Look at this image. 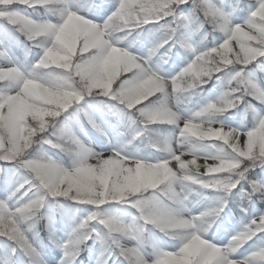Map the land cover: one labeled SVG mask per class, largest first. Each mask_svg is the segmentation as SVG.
<instances>
[{
  "label": "snow or ice",
  "instance_id": "snow-or-ice-1",
  "mask_svg": "<svg viewBox=\"0 0 264 264\" xmlns=\"http://www.w3.org/2000/svg\"><path fill=\"white\" fill-rule=\"evenodd\" d=\"M163 2L113 0V5L109 7L106 6L107 0H99V3L94 0L88 5L79 0H0V20L5 21L0 26V161L13 165L11 187L0 198V264H48L45 246L31 229L36 226L37 209L52 198L56 201L66 198L78 210L82 208L86 213L76 216L64 208L72 222L66 240L56 237L51 226L48 228L49 243L62 253L57 264H84L80 260L84 251H88L94 264H264V243H261L264 241V231L260 229L264 211L253 213L248 222L233 234L250 233V241L258 240V243L243 254L239 250L227 261L219 251L226 244L199 237L196 233L170 247L153 244V250L149 252L136 240L126 236L123 227L114 231L122 219L119 215H113L114 211L135 209L136 218L151 220V217L142 216L143 206H157L164 213L173 196L166 191V186L180 181L192 182L181 175L180 170L185 167L181 151L174 149L166 156L150 160L128 149V144L160 126L156 117L146 109L152 103V100H148L151 96L148 82L161 77L174 84L181 98L186 95L180 85L185 76H191L199 85L196 92L200 95H203L204 86L214 78L223 87L218 97L207 99L183 120L174 119L168 125L171 126L173 144L195 132L207 147L220 146L232 152L233 159L223 163L233 166L229 171L242 170L245 178H251L248 181L251 188L241 190L239 185L236 188L239 189L240 198L247 201L240 208L241 213L249 214L254 198L264 203V199L260 198V192L264 191V179L253 178L255 169H264V86L256 82L248 70L250 65L256 67L258 61L264 58V39L261 38L264 25L253 24L254 31L249 32L247 37L234 30L230 39L242 41L245 51H254L238 65L236 57L231 56L228 59L232 63L221 61L208 72L201 67L202 61L213 55L220 59L219 53L222 46L228 47L224 41L229 37L213 36L210 44H202L191 52L186 65L171 76L163 74L160 66L153 68L149 49L146 55H139L130 50L132 47L121 45L122 50L117 58L123 63L119 72L114 69L107 52L98 59H89L95 56L97 48L104 46L99 39L98 24L112 16L123 17L129 10L152 9ZM177 2L184 12L193 10L203 14L202 32L207 37L211 35L209 25L218 17L224 18L225 23L212 24L211 32L227 31L226 13L235 17L236 13L246 11L245 20L251 22L259 20L258 13L264 10V0H234L227 6L221 0H199L198 5H193L192 0ZM189 4L191 7L186 10L185 6ZM37 9H43V12L37 14ZM100 18L102 22H98ZM159 22L158 18L150 17L146 25ZM21 35L27 43L20 41ZM61 35L62 40H57L56 37ZM178 41L179 37L173 38L164 48H171L172 51L177 47L182 49ZM21 46L25 49L26 57L32 54L33 49L37 50L36 58L30 63L20 61L15 56L13 48ZM236 51L239 53V49ZM53 53L65 59L59 60V64L54 63ZM160 59L162 63H167L169 57L164 55ZM64 64L77 74L82 87L54 88L50 93L43 94L24 88L25 81L35 80L39 72L55 69L64 73L67 70L59 66ZM259 64L264 68V62ZM121 73L130 75L113 88V82ZM137 73L141 75L137 76ZM238 73L248 76L244 87L251 90L249 100L255 115L252 127H220L219 124L201 127L206 118L219 110H233L231 105L220 101L227 93L240 94L231 87ZM97 82L106 86L100 87ZM90 97L105 98L103 103L107 111L89 103ZM144 100H148V103L142 104ZM257 104L262 107L257 108ZM106 115L115 116L118 124L129 131L131 138L127 143L112 144L109 140L106 150L95 151L82 141L80 135L87 137L86 125H90L107 138ZM241 135L244 137L243 143L237 139ZM58 139L75 147V153H69L73 158L69 165L49 154V150L65 153ZM41 145L46 150V158L35 155ZM204 158L217 157L209 154ZM17 176L22 179H16ZM203 187L208 191L214 190L211 186ZM167 223L175 226L182 224L172 218ZM89 241L92 242L91 246Z\"/></svg>",
  "mask_w": 264,
  "mask_h": 264
},
{
  "label": "clouds",
  "instance_id": "clouds-1",
  "mask_svg": "<svg viewBox=\"0 0 264 264\" xmlns=\"http://www.w3.org/2000/svg\"><path fill=\"white\" fill-rule=\"evenodd\" d=\"M91 2H94V0H80V3L85 5ZM221 2L226 6L230 5L227 3V0H221ZM192 3L193 5H198L199 0H192ZM36 12L39 14L40 10L37 9ZM258 15L260 19L257 21L250 22L244 20L236 23L234 16L231 13H226L228 29L227 31L219 30L218 33L221 34L222 38L229 37V39H225L224 41L228 47L222 46V51L219 53L220 59L216 55H213L202 61L201 67L205 72L214 70L221 61L232 63L233 61L228 59L231 56L236 57L235 62L237 65L247 59L254 50L245 51L243 42L231 40L230 36L234 30H239L247 37L249 32L254 31L253 24L264 25V10H261ZM150 17L158 18L161 21L157 23L159 27L155 29L160 35L157 42L149 49L153 58L173 38L179 37L178 42L187 53L193 52L207 39L206 33L203 34L200 40L196 39L202 32V13H196L193 10L184 12L181 10L177 0H164L162 4L155 6V8L129 10L123 17L112 16L102 24H98L97 29L100 32L99 39L104 42V46L97 48L95 56L89 59H98L107 52L109 57L112 58L114 69L119 72L123 63L117 58L118 53L122 50L120 46L124 45L125 41L133 36V33H135V38L128 46L133 47L135 43L139 42L142 32H136L135 29H143L146 26V21ZM223 23H225V19L219 17L212 22V24ZM212 24L209 27H212ZM245 28L247 31H245ZM128 29H133V31H129ZM261 38L264 39V32L261 33ZM56 39L62 40V35L57 36ZM236 49H239V53H237ZM171 53L172 49L169 48L163 55L171 58ZM52 56L53 62L57 64H59V60L65 59V57H57L55 53ZM59 66L64 67L67 71L61 73L55 69H49L39 72L36 74L35 80L25 81L24 88L43 94L50 93L51 89L54 88L82 87L81 80L76 78L77 74L71 71L69 65L64 64ZM256 68L264 72V68L259 63L256 65ZM140 75V73H137V76ZM247 79L248 76L246 74L238 73L237 77L232 81L231 87L233 91H239L240 94L236 96L232 93H227L220 101L222 104L231 105L232 109H240L243 105L240 113V127L238 128H244V122L250 116L255 120V115L251 107L252 102L249 100L251 90L244 87ZM97 83L100 87L106 86L100 82ZM148 83L151 85L150 95L155 96V99L152 100L151 105L146 110L156 117L160 126H168L174 119L176 121L184 119L181 105L186 101H190L191 97L197 95L196 89L199 86L191 76H185L180 81V85L182 92L186 93V95L181 98L177 94V89L174 84H169L164 77H161L157 81H149ZM157 93L159 95H156ZM228 111L227 108L219 110L217 113L206 118L201 123V127H207L213 124H219L220 127L230 126L217 119L218 116L224 115ZM145 139L147 141L146 146L157 149V152L161 156H166L175 149L181 151V155L184 157H190L184 160L185 167L180 171L181 175L187 176L192 180L191 183L180 181L166 186V191L173 194L171 204L166 212L162 213L157 206L145 205L142 209V216L151 217V220H141L133 214L130 221L126 222L124 219H121L120 224L114 228V231H119L120 227H123L126 236L136 240L146 249L152 247L154 244L153 229L158 230L164 237H167L175 243L184 240L193 233H196L199 237H208L209 233L221 220L230 200L235 199L237 196L240 197V193L236 192L237 186L239 185L241 190L245 186L251 188V184L248 182L251 179L250 177L245 178L241 174L242 170L235 172L229 171V168L233 166L223 163L233 159L232 152L220 146H216L215 148L207 147L195 132L192 135L185 136L183 141L176 140L174 145L171 132L162 127H157L150 134L146 135ZM237 139L240 143L244 141L242 135L237 137ZM58 143L63 145L66 154L75 153V147L73 145L67 144L59 139ZM209 154H213L217 158H204ZM35 155L40 158H46L47 153L43 145L36 150ZM201 160L203 163H198ZM215 173L223 174L215 175ZM204 185L211 186L214 189V195L212 197H207L203 194L202 190H205ZM258 191L260 190L258 189ZM193 197H197V199L194 200ZM260 198L264 199V191L260 192ZM246 204L247 201L240 199L238 207L243 208ZM45 208L50 209V212L43 211ZM196 209L200 210L196 211ZM58 211H64L63 204L59 201L49 203L46 200L37 209L35 224L40 220H47V227L49 228L51 226L54 229L56 213ZM169 218L179 220L182 224L180 226L169 225L167 223ZM260 229L264 231V221L261 222ZM251 238L250 233L231 236L226 245L219 250L224 261H227L229 257L243 248ZM261 243H264V241Z\"/></svg>",
  "mask_w": 264,
  "mask_h": 264
},
{
  "label": "trees",
  "instance_id": "trees-1",
  "mask_svg": "<svg viewBox=\"0 0 264 264\" xmlns=\"http://www.w3.org/2000/svg\"><path fill=\"white\" fill-rule=\"evenodd\" d=\"M80 2V0H79ZM97 2L99 3V0H97ZM228 4H232L234 3V0H227ZM113 4V0H107L106 6L112 5ZM110 7V6H109ZM191 7V4L185 6V9L187 10L188 8ZM29 11H32L31 9ZM40 12H43V9H40ZM239 14H241L242 16L246 17L247 16V12L244 11L243 13L238 12ZM5 24V21L0 20V26H3ZM159 25L158 24H149L146 25L143 29H138L136 30V32H142V35L139 38V42L135 43V46L138 48H143L144 45H147L146 40H147V36L149 35V33L154 32L155 28H158ZM208 27V26H206ZM208 31L211 33V35H209L207 37V39L204 41L203 44H210V42L212 41V37L213 36H217L218 32H211V28L208 27ZM203 32H201L200 36H198L196 39L200 40V38L203 36ZM135 38V33H133V36L128 38V42H132ZM20 41L27 43V41H25V38H23V36L21 35L19 37ZM148 45H150L148 43ZM164 51H167V47L163 48ZM163 49H161L160 51H162ZM37 50L33 49L32 50V54L30 56L25 55V49L21 46V47H14L13 48V52L22 60L25 61L27 60L29 63L32 61V57L35 54ZM179 53V55L177 54ZM190 53L185 52L183 49L180 48H176L173 49L172 53H171V58L168 59L167 63H162V61L159 60L160 54L158 53L156 57L153 58L152 64L157 67L160 66L162 67V70H164L168 75H173L175 74V69L177 70H181L182 69V65H186V61H185V57L187 58L188 55ZM259 59V58H258ZM260 62H264V58H262L261 61H258V63ZM249 70H254L256 71L262 78V80L264 81V72H261L259 69H257L255 67V65H250L249 66ZM223 87L217 82V80L214 78L212 80L209 81V83H207L204 88H203V95L197 94L193 97H191L190 101H186L182 104V106L188 110V111H194L196 109L197 106H200L201 104H203L207 99L212 98L214 96H216L217 94L222 93L223 91ZM105 100V98L103 97H90L88 98V102L93 104L94 106H98L99 108H102L105 110V112L107 111L106 105L103 103V101ZM110 103V101H109ZM243 105L241 106L240 109H233L231 112H229L228 114H224L221 116H218L217 119H219L220 121H237L240 122L241 120V116L240 113L242 111ZM104 119L107 122V126L110 128V135H108L107 138H105L104 136H101L100 134H98L96 131H94L90 125H88V129H89V133L90 135L93 137V139L96 141V143L98 145H100L101 147H106L108 145L109 140H111V142L113 144L116 143H127L128 139L131 138V134L129 133V131L123 127L122 125L118 124L117 118L115 116H111V115H106L104 117ZM251 120L252 117L250 116L245 122L244 124L249 125L250 128L252 127L251 124ZM118 133H124V135H118ZM147 141L145 139V137L141 138V139H137L135 141H133L131 144H128V148H134V147H140L141 149H146V148H150V150H154L155 149L151 148L150 146H146ZM49 154L52 155L55 158H62V154L58 153L55 150H49ZM4 166V171L3 173L0 175V198H2L3 196L6 195L8 188L6 186V181H10V178L7 176V174H9V170L12 169V165H9L5 162L0 161V167ZM7 167V168H5ZM10 175H12L10 173ZM11 177V176H10ZM253 178L255 179H264V169L261 168H257L254 171L253 174ZM16 179H20L19 177H16ZM247 187V186H245ZM236 192H239V189L236 190ZM211 193V192H209ZM241 198L239 196H237L235 199L230 200L229 205H228V209L231 210V212L233 213L234 218L236 219V221L238 223H241L246 216L243 213H241L240 208L238 207V202ZM64 202V204L67 205L66 208L71 209L72 211L75 210V206L73 205V203L70 200H66L63 199L62 200ZM253 206H264V203H261L260 201L257 200V198H254V203L253 205L250 207L249 211L251 210V208ZM65 208V207H64ZM65 208V209H66ZM264 209V208H263ZM43 211L47 212L48 209L45 208ZM62 213V212H61ZM64 214V213H62ZM57 215L60 217V214L57 213ZM59 221V220H58ZM226 218L224 216V214L221 217V220L219 221V223L221 225H219L217 228L218 230L216 231V233L214 234L215 238H220L222 236L225 235V230L228 227L226 223ZM151 227V226H149ZM54 230H55V235L56 237H58L60 239V236L62 234L63 231H67V229H61L60 224H56L54 226ZM153 231L157 234V236L159 238H163L164 240H166L167 242H171L172 244L175 242L170 241L167 237H164L162 233H159L158 230L153 229ZM31 232L36 234V238L45 246L44 247V252L45 253H50V251H52L53 249H55L54 246H52L49 243V232H48V227L46 225L45 220H40L38 223H36V226L34 229H31ZM212 232L209 233V235H211ZM258 240H254L252 243L250 242L247 245H251V244H256ZM89 246L91 245V241L88 242ZM49 260L51 261V263H55L57 261V255L51 254L49 257ZM80 260H82L84 262V264H91L94 260L91 259L89 257V253L88 251H84L81 253L80 256Z\"/></svg>",
  "mask_w": 264,
  "mask_h": 264
},
{
  "label": "rangeland",
  "instance_id": "rangeland-1",
  "mask_svg": "<svg viewBox=\"0 0 264 264\" xmlns=\"http://www.w3.org/2000/svg\"><path fill=\"white\" fill-rule=\"evenodd\" d=\"M113 5V4H112ZM112 5H109L110 7L112 6ZM241 13V12H240ZM243 13V12H242ZM235 22L236 23H240V22H242V21H244L245 19H246V17H244V16H242L241 14H239V13H236V15H235ZM98 22H102V18H100V19H98ZM156 29V28H155ZM159 33H157L156 31H154V32H151V33H149V35L147 36V40H149V42H150V44H151V47L157 42V39H158V37H159ZM216 37H221V34L220 33H218V35L216 36ZM24 38V37H23ZM222 38V37H221ZM129 43H131V42H128V41H125V43H124V45H122V46H125V47H127L128 46V44ZM234 47H236L235 45H234ZM148 49H150L149 47H147L146 45H144V47L141 49V48H138V47H136L135 45L130 49L131 51H133L134 53H136V54H139V55H146L147 54V52H148ZM161 52H163V51H161ZM15 54V53H14ZM15 56L20 60V61H22L16 54H15ZM161 56H164V55H161ZM161 56H160V58H161ZM36 58V56H35V54L33 55V57H32V60H34ZM191 58V54H189L188 55V57L186 58L185 57V61H187L188 62V60ZM161 60V59H160ZM153 66V65H152ZM181 66L183 67L184 65H182L181 64ZM153 68L155 69V67L153 66ZM249 70V69H248ZM163 71V74H165V75H168L164 70H162ZM180 70H176L175 69V73H178ZM249 72L252 74V77H254V79H255V81L256 82H258L260 85H262V86H264V81L262 80V78H261V76L256 72V71H254V70H249ZM130 74L129 73H121L118 77H117V79L113 82V88H115V87H117L118 86V84L120 83V81L121 80H123V79H125V78H127V76H129ZM168 76H171V75H168ZM221 94V93H220ZM220 94H218V95H216V96H214V97H212V98H215V97H218ZM156 95H159V93H157ZM155 99V96H150L149 98H148V100H154ZM148 100H144V101H142L141 103L142 104H147L148 103ZM253 103H256L255 101H253ZM257 106V108H260V107H262L261 105H259V104H257L256 105ZM138 107H139V105H138ZM181 107H182V109H183V115L184 116H187V115H189V114H191L193 111H188V110H186L182 105H181ZM200 106H197L196 107V109L195 110H197L198 108H199ZM194 110V111H195ZM230 111H232V110H230ZM230 111H228L227 113H225V114H228ZM225 124H228V125H230V126H232V127H240V122H237V121H230V122H225V121H223ZM253 123H254V119L252 118V120H251V124L253 125ZM88 127V125H86V128ZM158 127H162V128H164V129H166V130H168V131H171V126H158ZM245 127L246 128H250V126L249 125H246L245 124ZM108 130V128H106V131ZM88 131V130H87ZM79 134V133H78ZM80 138L82 139V141L86 144V145H88V146H90V147H92L95 151H102V150H106L107 149V147H108V145H107V147H100L95 141H94V139L92 138V136H90V135H88L87 137H85V136H83V135H80ZM113 144V143H112ZM130 151H132V152H135V153H138L140 156H143V157H145V158H147V159H150V160H152V159H155L156 157H158V156H161V154L160 153H158V152H154V151H151V152H149V153H144L141 149H140V147H135V148H132V149H129ZM55 151H57V150H55ZM58 153H60V154H62V158H55V159H57V160H59V161H62L65 165H69V164H71V162H72V157L69 155V154H66V153H64V152H59V151H57ZM146 152V151H145ZM190 157H184V159H189ZM211 162V161H210ZM198 163H203V161L201 160V161H198ZM7 164H9V165H12V164H10V163H7ZM173 166L175 167V164H174V162H173ZM5 168H7V167H5ZM11 168H13V165H12V167ZM0 169H4V166H1L0 167ZM5 170V169H4ZM11 170L12 169H10L8 172H9V174H7V176L10 178V173H11ZM3 173V171H0V175ZM12 174V173H11ZM17 177H19V176H17ZM20 179H22L21 177H19ZM6 186H7V188L9 189L10 187H11V182L10 181H6ZM202 192H203V194L205 195V196H207V197H212L213 195H214V192L213 191H208V190H202ZM209 192H211V193H209ZM65 199V201L67 200L66 198H64ZM193 199L195 200V199H197V197H193ZM63 199H60V203L61 204H63L64 205V207L66 208L67 207V205L66 204H64V202L62 201ZM257 200L259 201V199L257 198ZM55 201H56V199L55 198H52V199H50L49 200V203H55ZM68 201V200H67ZM264 206H261V207H259V206H254L249 212V214H248V216H247V218L245 217V221H243V222H241V225H238L237 223H236V221L234 220V217H233V215H232V213H231V211L228 209V208H226L225 209V212H224V216L226 217V220H228V223L230 224V226H231V228L229 227L228 229H227V231H226V236L225 237H223V238H220V239H214V237H207V238H209L210 240H212L213 242H220V243H224V244H226L227 242H228V240L230 239V237L238 230V229H240L241 227H242V224L243 223H247L248 222V219H250L251 218V215L253 214V213H255V214H259V212L260 211H263L264 209ZM67 210H68V212L70 213V214H74V215H76V216H83V215H86V213L82 210V208H81V210H78V208H77V206H75V210L74 211H72L71 209H69V208H66ZM200 209H196V211H199ZM48 212H50V209H48ZM58 214H62V213H65L64 211L61 213V211H58L57 212ZM56 213V214H57ZM135 213V209H127V210H124V209H121L119 212H116V211H114L113 212V214H115V215H119L122 219H124L126 222H128V221H130L131 220V218H132V215ZM67 220H64V222L68 225V228H69V232L71 231V226H72V222H71V220H70V217H69V215H67ZM217 227V226H216ZM216 227H215V229H216ZM214 229V230H215ZM68 234L69 233H63V235L61 236V240H66L67 239V237H68ZM153 239H154V244H156V245H159V246H161V247H170L171 245H172V243L171 242H167L166 240H161L158 236H157V234L153 231ZM251 243L253 242V241H250ZM249 242V243H250ZM257 243H258V241H257ZM91 244H92V242H91ZM254 244H251V245H245L244 246V248H242V249H240V254H243V253H245L251 246H253ZM91 246V245H90ZM147 251H149V252H151L153 249H152V247H149V248H147L146 249ZM52 253H54V254H56L57 255V261L61 258V255H62V253H61V251H60V249H58V248H55V249H53V251L51 252V253H46L45 254V258L46 259H48V257L50 256V254H52ZM57 261L54 263H51V262H49V259H48V264H57Z\"/></svg>",
  "mask_w": 264,
  "mask_h": 264
}]
</instances>
